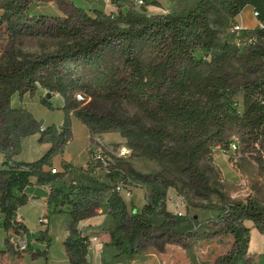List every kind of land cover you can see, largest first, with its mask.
Here are the masks:
<instances>
[{"label":"trees","instance_id":"obj_1","mask_svg":"<svg viewBox=\"0 0 264 264\" xmlns=\"http://www.w3.org/2000/svg\"><path fill=\"white\" fill-rule=\"evenodd\" d=\"M34 1L0 0L5 31L16 37L46 28L65 41L53 52L0 55V230L28 233L17 216L28 200L25 186L52 184L64 176L46 166L70 135L71 111L92 132L118 131L129 148L160 167L140 209L128 211L118 194L107 199L116 217L110 244L126 255L158 235L181 242L184 230L164 207L167 188L208 190L214 152L230 153L237 135L264 171V0H197L184 12L152 16L139 11L108 15L97 9L91 14L72 3L74 13L53 22L44 14H30ZM247 7L262 26L243 31L248 33L243 44L222 40L221 30L232 28ZM39 87L47 91L40 97L45 106L52 107L49 93L62 97L64 119L59 130L45 125L40 139L46 135L50 146L38 158L14 160L6 148L19 133L33 132L38 122L13 98ZM77 94L101 103L80 106ZM123 102L133 109L125 110ZM53 191L50 202L58 201ZM63 195V202L77 205ZM229 208L230 218L239 222L224 225L235 253L219 256L213 264H235L248 249L251 227L264 229V209L252 197ZM159 211L166 220L158 227L149 216ZM63 244L67 264H91L89 234L74 227Z\"/></svg>","mask_w":264,"mask_h":264},{"label":"rangeland","instance_id":"obj_2","mask_svg":"<svg viewBox=\"0 0 264 264\" xmlns=\"http://www.w3.org/2000/svg\"><path fill=\"white\" fill-rule=\"evenodd\" d=\"M196 1L35 0L31 4L29 12L36 15L44 14L47 16V22H53L56 16L61 18L71 16L74 13L72 10L73 3L91 14L97 9L108 15L116 14L118 11H139L147 16H152L162 13L184 12ZM234 22L237 23L238 19L236 18ZM250 26L252 28L256 26L255 18H253V23ZM247 36V32L232 31V28L227 26L221 30L220 38L243 44ZM64 41V38L46 32V28H43L39 33L11 37L5 31L3 24H0V55L6 51L53 52ZM42 93L46 94L47 91L44 88H38L34 93H27L24 98L25 102H29L28 109L26 107L25 109L35 117L38 123L33 132L19 133L13 144L6 148L5 153H13L14 160H34L39 154L40 146L46 145L43 144L44 142H49L46 135L40 139L45 129L44 124H54V129L57 130L64 119L65 112L61 105L62 97L49 93V98L52 99L53 103L52 107H48L40 103ZM76 101L80 106L86 105L90 108L101 103L79 96L76 97ZM122 107L127 111L133 109L131 105L124 102ZM70 117L72 134L70 132L66 143L72 136V144L68 149H64L65 143L59 151L53 154L51 163L46 168H52V164L58 167L63 166L68 156L73 159L72 165L83 163L84 165L77 168L66 164L65 172L53 167L59 172H63L70 180L64 185L53 186L55 189L61 190L59 193L51 188L50 191H53L52 194L58 200L52 203L63 210H69L71 203L68 200L64 202L62 200L63 193H66L77 204L76 206L71 204L72 207L79 208L81 205L82 208H87L90 211L102 209L116 219L107 204V199L111 195L124 194V190L133 187L135 190L142 191L144 199L147 200L150 195V180L160 168L157 161L142 156L131 148L129 154L118 156L116 154L117 149L127 145V143L125 138L122 140L120 133L115 130L108 132H92L90 130L89 142L86 145L88 139L86 138L88 132L86 125L74 115L73 111L70 112ZM239 137V135L235 137L238 146L235 154L230 152L224 155L219 151L214 152L215 172L210 175L208 190L198 193L188 188L183 189L181 185L178 188H167L169 192L166 194L164 207L168 205L175 210L172 213L175 215L178 227L184 230V237L181 238V242H176L169 236L161 237L158 235L151 241L143 242L142 246L132 255H126L117 246L110 244L109 253L104 256L102 264H151L150 261L157 258L161 264H213L219 256L230 252L234 254L233 237L224 229L225 221L239 225V222L230 218V204L252 197L264 209V171L261 170L256 160V154L251 152L247 144L242 142ZM63 149L64 151L61 152ZM3 158L4 155L0 151V166ZM118 183L124 185L123 191L115 190ZM40 185L35 182L26 185L29 199H32V196L36 197L19 207V212L30 233H27L25 237L23 233H16L12 229L5 231L1 228L0 264H48L49 261L59 260L63 255L62 243L60 244L55 238L63 223L61 220L52 217V213L48 212L46 204L37 197L41 195L35 193L34 188L40 187ZM179 196L184 199V204L176 207L175 201ZM125 199H127L128 211L141 208L133 203L132 197ZM137 204L141 206L140 202ZM178 211H181L182 215L177 214ZM149 220L159 227L166 220V217L159 211L151 214ZM49 221L53 231L50 234L51 237L44 240L46 238L44 228H47ZM243 223L252 225L250 221ZM163 228L165 226L161 229L157 228V232L160 233ZM108 230L110 233L111 228ZM103 234L98 232L94 235L104 239L105 235ZM24 238L27 242L26 248L20 249L18 243ZM48 242H51L50 251L47 247ZM117 253L120 254L117 255ZM92 264H98L95 253H93ZM235 264H264V229L260 230L255 226L250 229L248 249L242 257L236 259Z\"/></svg>","mask_w":264,"mask_h":264},{"label":"crops","instance_id":"obj_3","mask_svg":"<svg viewBox=\"0 0 264 264\" xmlns=\"http://www.w3.org/2000/svg\"><path fill=\"white\" fill-rule=\"evenodd\" d=\"M236 18L238 19V22H242L248 28H252L250 25H252L253 18H255L254 11L252 8L247 7ZM255 20H256V18H255ZM256 24H257V20H256ZM39 88H41V87H39ZM26 94H24L21 97H18L16 95L13 98V102L21 104L28 109L27 105L29 104V102L24 101ZM44 94L45 93H42L41 95H44ZM55 95H59V94L56 93ZM50 101L53 103L52 99H50ZM44 125H50V124H44ZM86 127L88 130V132L86 134V138H88L87 143H86V145H87L89 142L90 128L87 125H86ZM71 134H72V124H71ZM120 138L123 140V137L121 135H120ZM72 141L73 140H72V136H71L70 139L68 140V142L66 143L64 149H68V147L72 144ZM43 144H46V145L40 146L39 152H38L39 154L34 159L38 158L41 155V153L44 152L46 149H48L50 146V142H44ZM64 149L61 152H63ZM71 161H73V159L68 156L66 158V160L64 161L63 166L58 167V166H55L52 164V167H55L56 169H58L60 171L62 170L63 172H65L66 171L65 170L66 164H69V165L77 167V168L84 165V163L81 165H72ZM70 170H72V169H70ZM72 172H74V171H72ZM77 174H80V173H77ZM69 180H70V178L68 176L64 175L62 178L56 180L52 184H41L40 187L34 188L35 193L41 195V196H37V197L39 199H41L44 202V204H46V206L48 207V212L52 213L51 216L56 218L57 220H61L63 223L62 228L58 230V232L55 236L56 240H58L60 242V244L62 243L61 245L63 246V249H64L63 255L61 256V258L59 260H57L55 262L49 261L48 264H67L68 263V254H67V251L65 249L63 242H64L65 238L70 234L71 229L74 227L78 228L82 232L89 234V237L93 236L94 234H97L98 232L104 233L103 234V235H105L104 239H101V238H99V236H96L97 238L94 241H91V244H90L91 264H92L93 253H95V255L97 256L98 264H102V262L104 261V256L106 255V253H109L108 251H109V247H110L111 236H110L108 229L112 228V226L114 225L115 218L111 217L108 213H106L102 209L90 211V210H87V208L72 207L71 204H69V207H70L69 210H63L60 207H56L52 202H50V199H49L50 192H51L50 190L53 186L64 185V183L69 182ZM24 192L28 196L27 201H30V200L32 201V200H34L33 198L36 197V196H32V199H29L27 186H25ZM124 192H125L124 194L121 193L120 195L122 196L124 202L126 203V206L128 205L127 199H125L127 197H128V199L130 197H132L133 198L132 201H133V203L136 204L137 207H142V205L146 201L144 199V195H143L142 191L140 192L139 190H135V189H133V187H130V189L124 190ZM166 192L168 194L169 191L167 190ZM137 201L140 202L141 206H139L137 204L138 203ZM23 205H25V204H23ZM166 209H168L171 212L175 211L174 209H171L170 207H168V205H166ZM18 213L21 216L22 220L24 221V218L20 214L19 209H18ZM50 225L51 224L49 221L47 228L46 227L44 228L45 237H46L44 240H47L48 238L51 237L50 234L52 233L53 230L50 227ZM252 227H254V226H252ZM28 233H30L29 229H28ZM107 243H109V245H107ZM38 245H40V242H38ZM47 245H48L47 246L48 251H50L51 242H48ZM174 261H175V259H174ZM150 263L151 264H161V262L158 258L155 260L152 259L150 261Z\"/></svg>","mask_w":264,"mask_h":264},{"label":"built area","instance_id":"obj_4","mask_svg":"<svg viewBox=\"0 0 264 264\" xmlns=\"http://www.w3.org/2000/svg\"><path fill=\"white\" fill-rule=\"evenodd\" d=\"M140 1L142 2V0H140ZM254 15H255V13H254ZM256 25L262 26V24L261 23H258V22H257ZM247 29H249V28L246 25H244L242 22H237L232 27V31H240V32H243V31H245ZM77 96L83 97L81 94H77ZM59 129L60 128H58L57 130H59ZM237 148H238L237 147V143H235V142H231L230 143V151L233 154H235ZM116 152H117L116 154H118V156H123V155L129 154L131 152V149L127 145H124V146L119 147ZM222 154L226 155L225 153H222ZM56 171H58V170H56L53 167L51 168V172L52 173H55ZM115 190L118 191V192L123 191L124 190V185L122 183H118L115 186ZM183 204H184V199L179 196L178 199L175 201V206L176 207H179V206H181ZM177 214L182 215V212L181 211H178ZM17 216L20 218L19 213H17ZM0 221H2V218H0ZM22 233L25 234L24 236L26 237V234L27 233L26 232H22ZM96 238L97 237L95 235L91 236L90 237V243H91V241H94ZM18 245H19V248L20 249H25L26 248V245H27L26 238H24L22 241H20L18 243Z\"/></svg>","mask_w":264,"mask_h":264},{"label":"water","instance_id":"obj_5","mask_svg":"<svg viewBox=\"0 0 264 264\" xmlns=\"http://www.w3.org/2000/svg\"><path fill=\"white\" fill-rule=\"evenodd\" d=\"M41 122H42V120H41Z\"/></svg>","mask_w":264,"mask_h":264}]
</instances>
